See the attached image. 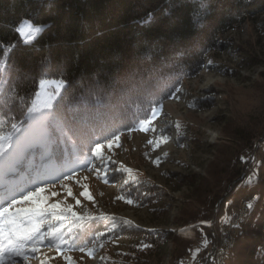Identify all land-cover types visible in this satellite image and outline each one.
Here are the masks:
<instances>
[{"label":"trees","instance_id":"trees-1","mask_svg":"<svg viewBox=\"0 0 264 264\" xmlns=\"http://www.w3.org/2000/svg\"><path fill=\"white\" fill-rule=\"evenodd\" d=\"M261 13L264 0H0V60H6L0 75V133L12 132V123L26 128L40 80L62 76L67 85L54 102L65 117L75 116L73 123L86 138L74 137L73 143L54 133L53 141L22 165L50 176L60 167L82 170L96 142L104 144L148 120L184 79L199 71L203 54L215 49L219 36ZM24 19L45 26L31 43L16 31ZM86 109L92 118L78 123ZM242 137L246 156L239 158V168L218 171L209 201L181 212L167 263L165 236L122 224L112 228L109 219L88 221L83 233L75 229L80 246L99 232L105 233L102 239L140 235L138 245L117 264H183L193 248L200 251L197 264L207 256L219 227L240 213V203L252 202L226 259L228 264H264V158L249 161L247 155L264 148V140ZM224 183L228 192L219 198ZM132 191L138 197L144 187ZM154 256L155 263L149 259Z\"/></svg>","mask_w":264,"mask_h":264},{"label":"rangeland","instance_id":"rangeland-1","mask_svg":"<svg viewBox=\"0 0 264 264\" xmlns=\"http://www.w3.org/2000/svg\"><path fill=\"white\" fill-rule=\"evenodd\" d=\"M33 25L23 26L29 38L37 36ZM201 59L199 71L184 79L179 91L165 100L162 107L155 108L159 115L153 119L151 112L147 126L155 131H141L140 123L133 130L118 135L120 140L114 141L111 148L107 142L102 144L100 155L103 159L94 152L85 168L79 171L60 167L57 174L50 176L25 170L21 165V172L26 175L16 178L18 187L28 191L33 190V185L45 187L49 203L59 201L61 207L71 204L73 211L85 218L106 217L94 221L109 219L125 227L161 233L166 238L167 263L173 237L178 235L182 225L179 220L184 207L209 201L218 171L232 166L239 168V158L246 156L242 136L264 140V13L219 36L215 49L207 51ZM56 88L55 84L41 88L39 82L37 92L40 95H36L32 106L41 108ZM150 139L159 141V147L148 144ZM248 154L249 161L264 158V148L259 151L253 148ZM225 186L224 183L219 190V198L228 192ZM141 187H144L143 193L133 197L132 190ZM69 190L72 196L68 195ZM85 190L91 200L80 195ZM51 192L57 195L52 197ZM77 199L80 204H76ZM128 199L133 203L128 204ZM230 219L226 223H230ZM241 221L235 223L234 229L232 224L231 236H236ZM65 223L63 231L67 234L72 225ZM224 224L215 233L218 238L214 244L218 243ZM247 230L251 232L253 228ZM140 239V235H122L116 239H102V236L96 239L95 236L84 246L94 249L92 256L78 250L58 255L55 247L50 249L46 242L40 246L39 253H28L27 262L8 252L0 254V261L3 264H40L41 260H46V264H70L64 259L67 255L72 257L71 264H117L115 261ZM209 247L208 254L213 244ZM230 250L224 255L223 264L229 263L226 255ZM199 252L193 248L183 264H195ZM156 258L149 259L155 263Z\"/></svg>","mask_w":264,"mask_h":264},{"label":"snow or ice","instance_id":"snow-or-ice-1","mask_svg":"<svg viewBox=\"0 0 264 264\" xmlns=\"http://www.w3.org/2000/svg\"><path fill=\"white\" fill-rule=\"evenodd\" d=\"M31 24V21H21L17 26L16 31L24 39L25 43H31L36 36H31L23 30L24 24ZM36 35L38 36L45 30V26H35ZM6 68V60H0V75ZM46 84H55L57 86L53 96L39 109L33 105L29 107L26 113L29 124L23 128L19 123H12V132L4 135L0 133V254L8 252L16 257L22 258L24 261H29L28 253H39L40 246L45 245L50 249L54 246L58 255L65 251L78 250L82 253L87 252L88 256L94 254V249H85L81 247L78 240L79 236L73 234V228L79 229L81 233L85 230L87 222L93 219H106V217H87L79 215L73 211L71 204L66 207H61L59 201L49 203V197L44 193L45 187L33 185V190H26L18 187L17 177H24L26 172H21V165L25 160L29 159L30 154H34L38 149L51 143L54 139V133H59L61 137H66L73 143L75 138H86L82 132V128L76 126L75 116L65 117L62 114V108L59 103L54 102L56 96H60L61 91L67 85V81L61 76L58 79L40 80V87L44 88ZM177 92L179 89L176 90ZM40 95L39 92L36 93ZM162 107V105H161ZM90 109L85 110V114L78 123L87 124L92 118ZM97 118L99 113L94 114ZM159 115L156 109L152 110L153 119ZM141 131H155L154 128H149L148 120L141 122ZM19 133V135H16ZM120 136H114L113 139L107 141L108 147L111 148L113 142H118ZM166 142V138H165ZM159 141L148 140V144L159 147ZM103 145L96 142L94 151L98 158L103 159L100 155ZM11 149V151H9ZM113 163H115L113 161ZM256 174L253 173V176ZM107 182V181H105ZM250 184L255 183L252 177H249ZM56 192H51V196L55 197ZM68 195L72 196L71 190ZM81 196L92 197L87 190L80 193ZM19 197V198H17ZM119 199H125L119 197ZM128 204H132L133 200L128 199ZM76 204H80V200H76ZM253 203L249 202L247 207L253 208ZM58 222V223H55ZM72 225L68 227V233H64L63 229L66 223ZM126 224H131V221H125ZM45 225L47 226L45 229ZM116 225L113 224L112 228ZM109 230H112L111 228ZM96 239L104 236V232L96 233ZM103 245H101L102 247ZM66 261L72 262L71 256H64ZM0 264H3L0 261ZM40 264H46V260H41Z\"/></svg>","mask_w":264,"mask_h":264},{"label":"bare ground","instance_id":"bare-ground-1","mask_svg":"<svg viewBox=\"0 0 264 264\" xmlns=\"http://www.w3.org/2000/svg\"><path fill=\"white\" fill-rule=\"evenodd\" d=\"M248 213V208L246 207V209L242 212V207H241V211L239 214L234 215L235 216V223L237 221H241V219ZM230 219V218H229ZM233 217L230 220V223L232 222ZM232 224H227L226 225V231H231ZM220 231V230H219ZM231 234H227V241L225 243L224 241V237H225V226H223L222 231H221V235H220V239H217L216 242L214 244V254H213V262H220V264H223V257L226 254V252L228 250H230V248H232L233 244H234V238L233 236H231ZM215 236V235H214ZM218 238V237H216ZM213 252V247L211 249V251H209L208 255H211Z\"/></svg>","mask_w":264,"mask_h":264},{"label":"built area","instance_id":"built-area-1","mask_svg":"<svg viewBox=\"0 0 264 264\" xmlns=\"http://www.w3.org/2000/svg\"><path fill=\"white\" fill-rule=\"evenodd\" d=\"M247 202H244L242 203V212L246 209L247 207ZM226 224H233V229L235 227V216H233V220L231 223H225L224 226H225V237H224V241L226 243L227 241V234H230L232 233L233 231H226ZM213 254H214V243H213V252L211 255H208L205 257V259L197 264H220V262H213Z\"/></svg>","mask_w":264,"mask_h":264}]
</instances>
